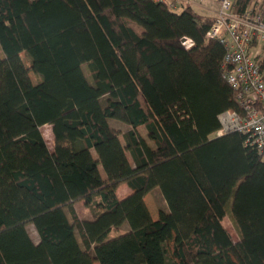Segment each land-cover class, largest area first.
I'll use <instances>...</instances> for the list:
<instances>
[{
    "label": "trees",
    "instance_id": "1",
    "mask_svg": "<svg viewBox=\"0 0 264 264\" xmlns=\"http://www.w3.org/2000/svg\"><path fill=\"white\" fill-rule=\"evenodd\" d=\"M214 17L153 0H0V264H264V161L244 134L214 136L241 109L206 36Z\"/></svg>",
    "mask_w": 264,
    "mask_h": 264
},
{
    "label": "built area",
    "instance_id": "2",
    "mask_svg": "<svg viewBox=\"0 0 264 264\" xmlns=\"http://www.w3.org/2000/svg\"><path fill=\"white\" fill-rule=\"evenodd\" d=\"M153 1L178 12L194 3L203 4V0ZM212 1L218 4L217 15L206 36L225 48L222 76L235 90L241 108L219 115L221 127L214 136L242 133L245 145L256 148L264 161V0H252L244 14L235 12L234 0ZM182 42L186 47L192 43L188 38Z\"/></svg>",
    "mask_w": 264,
    "mask_h": 264
},
{
    "label": "rangeland",
    "instance_id": "3",
    "mask_svg": "<svg viewBox=\"0 0 264 264\" xmlns=\"http://www.w3.org/2000/svg\"><path fill=\"white\" fill-rule=\"evenodd\" d=\"M202 5L199 3H194L192 4V8L199 14H203V15H208V16H216V10L218 8V4L216 2H213L212 0H203L202 1ZM260 50V49H258ZM257 51V50H256ZM23 59L26 63V65H29V57L23 53ZM86 68V67H85ZM31 76L33 78V80H37V76L36 74L31 71ZM111 124H113L114 126H116L117 128H119L122 132H125L127 130L130 129V126H128L127 124L115 120V119H110ZM42 133L46 139V141L48 142L49 146L52 147L53 145V132H52V126L50 124H45L41 127ZM143 134H145L143 132ZM102 169V167H101ZM129 189V185L128 183H125L124 185H122L121 189L119 190V193H123L125 190ZM146 202L153 214L154 217H158V213L160 210H165L168 211V204L166 202V200L164 199V196L161 192V189L159 187H154L153 189H151L145 196ZM76 210L79 214V218L80 219H91L93 218V213L90 210V208L88 206L85 205V203L83 201H79L77 202L76 205ZM223 223L225 225V227L228 229V231L231 233L232 237L234 240L238 239V234L236 232V229L230 219L229 216L224 217L223 219ZM28 229L30 231V233L32 234V236L36 239L37 237V231L35 230L34 224L33 223H29L28 224ZM130 229V225L128 222H125L121 228H120V232L122 231H126ZM77 235L78 237H80L79 232L77 231ZM117 235V232L113 231L109 234V237L115 236Z\"/></svg>",
    "mask_w": 264,
    "mask_h": 264
},
{
    "label": "crops",
    "instance_id": "4",
    "mask_svg": "<svg viewBox=\"0 0 264 264\" xmlns=\"http://www.w3.org/2000/svg\"><path fill=\"white\" fill-rule=\"evenodd\" d=\"M125 183H127V182H124V183H122L120 186H119V188H118V195L119 196H122V195H124V194H126L129 190H130V188L129 189H127L126 188V190L123 192V193H119V190L121 189V187H122V185H124ZM76 205H77V202L75 203V207H76ZM36 230V229H35ZM37 233V232H36ZM32 235V234H31ZM33 237V236H32ZM34 238V237H33ZM35 239V238H34ZM39 239V237H38V233H37V237H36V239L35 240H38Z\"/></svg>",
    "mask_w": 264,
    "mask_h": 264
}]
</instances>
